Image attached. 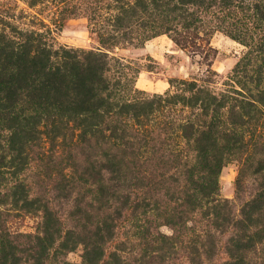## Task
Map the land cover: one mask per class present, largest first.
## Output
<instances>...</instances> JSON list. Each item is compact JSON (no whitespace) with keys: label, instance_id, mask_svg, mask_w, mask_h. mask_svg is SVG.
Segmentation results:
<instances>
[{"label":"rangeland","instance_id":"1","mask_svg":"<svg viewBox=\"0 0 264 264\" xmlns=\"http://www.w3.org/2000/svg\"><path fill=\"white\" fill-rule=\"evenodd\" d=\"M152 2L161 6L159 20L178 5L176 0H0V52L3 37L12 31L16 37L41 36L50 48H60L61 57L72 50L106 54L110 103L136 105L133 111L124 110L139 116L149 133V160L143 175L153 182L149 196L156 207L177 195L186 170L193 165V143L181 137L179 125L201 124L235 105L246 122L241 128L245 140L252 136L258 141L257 136L264 135V107L257 102L249 105L235 93L243 90L232 82L233 71L248 48L227 34L230 27L197 12L208 5L182 0L201 5L191 11L192 17L177 13L187 27L177 37V46L173 36L163 32L146 39L148 27L141 28L140 23L150 25L157 17ZM262 37L259 30H252L246 41L251 40L254 48ZM246 86L254 95L253 85ZM6 128L0 122L2 136ZM51 135L56 147L68 134L57 127ZM8 146L6 162L13 169L27 163L29 171L24 174L25 191H16L8 190L11 165L0 169V264H147L157 249L165 264H264V212L257 209L263 202L250 203L264 185V173H254L257 161H264L261 145L224 156L217 178L219 203L204 227L183 238L160 221L158 230L165 240L156 247L136 239L131 212L108 235L73 218L77 193L75 188L64 189L62 180L55 179L54 166L41 159V153L51 149L42 128H16ZM67 162L77 170V162ZM140 186L135 183L129 191L140 195Z\"/></svg>","mask_w":264,"mask_h":264},{"label":"trees","instance_id":"2","mask_svg":"<svg viewBox=\"0 0 264 264\" xmlns=\"http://www.w3.org/2000/svg\"><path fill=\"white\" fill-rule=\"evenodd\" d=\"M176 1L178 5L164 12L163 20L158 19L161 6L152 2L157 17L150 25L140 23L141 28L148 27L147 31L152 34L146 39L163 32L171 34L178 46L177 37L186 32L187 27L183 26L182 17L177 13L183 11L192 17L193 9H198L202 3L208 5L197 12L210 15L216 22L224 23V27H230L227 34L248 48L233 71L236 80L232 82L243 90H235V93L248 100L249 105L257 102L264 107V86L261 87L264 82V37L254 48L251 40L246 41L251 39L252 30H259L264 35V0H201V4ZM183 6H187V11ZM18 35L14 36L11 31L1 41L4 48L0 52V122L8 128L3 136L0 133V169L8 167L4 153L9 148L10 134L16 128H42L51 142V149L41 153V159L46 160L45 165L54 166L55 179L62 180L64 189L75 188L77 193L72 201L73 218L99 233L111 234L115 223L126 218L128 212L133 215L131 227L135 237L145 246L156 247L164 242L165 237L158 230L160 221L171 227L174 235L183 238L190 232H198L219 203L217 178L224 156L247 152L250 146L264 147V135L257 136L258 141L252 136L245 140L241 128L246 122L235 105H231L224 115L212 114L201 124L186 121L178 126V131L183 139L193 143V165L186 170L177 195L155 207L149 196L153 182L143 175L149 160V133L146 126L140 124L139 116L127 115L124 110L133 111L136 105L110 103L109 81L105 76L109 71L106 54L72 50L64 51L65 56L61 57L60 48H50L41 36L33 33ZM247 84L253 85L254 95ZM57 127L68 135H64L55 147V136L51 133ZM68 160L79 164L77 170L69 166ZM9 164L8 190L25 191L27 178L24 174L29 171L28 164L15 169ZM68 168L73 169L72 172ZM254 173H264V161H257ZM138 182L141 184L140 195L136 190V193L129 191L135 189ZM240 182L238 179V185ZM251 202H259L257 209L264 212V185ZM187 223L191 226L187 227ZM24 237L33 238L30 234ZM164 257L157 249L148 256L147 264H165Z\"/></svg>","mask_w":264,"mask_h":264}]
</instances>
